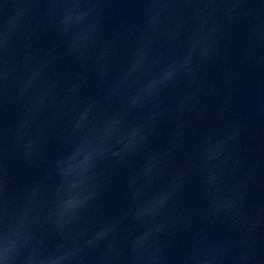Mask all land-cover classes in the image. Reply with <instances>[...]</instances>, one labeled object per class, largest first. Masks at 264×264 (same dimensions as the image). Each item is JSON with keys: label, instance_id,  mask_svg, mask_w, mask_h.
Masks as SVG:
<instances>
[{"label": "water", "instance_id": "water-1", "mask_svg": "<svg viewBox=\"0 0 264 264\" xmlns=\"http://www.w3.org/2000/svg\"><path fill=\"white\" fill-rule=\"evenodd\" d=\"M0 264H264V0H0Z\"/></svg>", "mask_w": 264, "mask_h": 264}]
</instances>
